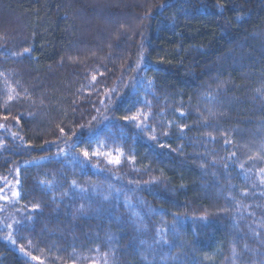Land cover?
Listing matches in <instances>:
<instances>
[{
	"label": "trees",
	"instance_id": "1",
	"mask_svg": "<svg viewBox=\"0 0 264 264\" xmlns=\"http://www.w3.org/2000/svg\"><path fill=\"white\" fill-rule=\"evenodd\" d=\"M0 7V264H264V0Z\"/></svg>",
	"mask_w": 264,
	"mask_h": 264
},
{
	"label": "snow or ice",
	"instance_id": "2",
	"mask_svg": "<svg viewBox=\"0 0 264 264\" xmlns=\"http://www.w3.org/2000/svg\"><path fill=\"white\" fill-rule=\"evenodd\" d=\"M161 7H163V5ZM29 51H30V49L25 48L24 49V53H21V54H18V55H23L25 53H28ZM139 67H140V64L138 63L137 64V68H139ZM135 70L136 69H134V71ZM3 75H4L3 73H0V76H3ZM100 75H103V73H101ZM96 82H97V75L93 74L91 76V83H90L89 87L90 88L94 87ZM151 83H152L151 81H148V86L149 87L151 86ZM6 87H7V92H8L7 101H6V104H7L8 102H12L15 99H17L19 97V93L16 92L15 88H13L11 85L7 84V82H6ZM115 93H116V89L115 88L108 89L105 92L104 98L101 99L100 103L102 105H105V111H108L109 107H110V105H108L106 102L107 101H111L112 96ZM144 104H145V106L150 107V104H148L147 101H145ZM97 111L99 112V109H97ZM180 115L183 116L184 114L180 113ZM104 118L107 119L106 116ZM150 118H151V113H145V112H140L139 114H133V115H124L122 117H119V119L124 121L125 124H127L129 122L135 123L136 127H137V129L139 131H148L149 130V126L147 124V121ZM92 119L95 121V120H97V117L94 116ZM59 131H60L61 135H63L65 133V129L63 127H61L59 129ZM151 131L153 133H155V128H152ZM164 135H168V133L165 132ZM74 136H75V134H73V137H70L69 139L70 140H74ZM151 139L156 140L157 136L154 134V135L151 136ZM229 142L230 141H226V143H229ZM79 143H86V141H80ZM77 147H78V143L77 142L66 143V146L64 148H58L57 155H62V154H64L66 152V150L71 149V148H77ZM81 154H82V156L85 159H89L91 157H99V156L103 155L102 153L95 152V151L90 152L88 149H84ZM111 155L112 154L109 153V156H111ZM233 155H235V153H233ZM73 159H74L75 163H77V164L81 163L80 161L76 160L75 157ZM108 163L118 165L120 163V158L117 156L115 159H109ZM201 167H203V165H201ZM241 167H243V165H241ZM260 173L262 174L261 182L264 183V169H260ZM17 174H19V169H17ZM41 183H45V182L41 181ZM47 183L50 185L51 181H48ZM18 185H19V181H17V186ZM72 186L76 187V182L75 181L72 182ZM80 191H86V189H80ZM0 192H3V189H0ZM246 194L247 193H244V195H246ZM19 195H20L19 191H12L11 198L18 199ZM64 195H67V193H65ZM7 199H9V197L0 195V200H7ZM105 199H107V197ZM38 207H39V205H33L34 209L38 208ZM81 209H83V205H81ZM20 223H21V221H19V220L15 221V224H20ZM7 227L11 229L13 227V225L12 224H8ZM12 242L15 243L16 241L13 240ZM164 243H167V241H164ZM20 251L21 252H25V249H24L23 246H21ZM25 254H27V253H25ZM32 259L35 260L36 257L33 256Z\"/></svg>",
	"mask_w": 264,
	"mask_h": 264
},
{
	"label": "rangeland",
	"instance_id": "3",
	"mask_svg": "<svg viewBox=\"0 0 264 264\" xmlns=\"http://www.w3.org/2000/svg\"><path fill=\"white\" fill-rule=\"evenodd\" d=\"M0 9H1V7H0ZM4 13L5 12L3 10H0V21H1L0 28L3 27L2 26L3 20H1V19H5ZM0 50H1V54L6 53L4 51V49H0ZM8 53H9V50L7 49V54ZM0 67H2V66H0ZM0 73H3L4 74L5 72L2 69H0ZM0 78H1V80L5 79L4 78V75L1 76ZM5 180H6V178L2 181V184L5 182V185H4V188H2L3 189V192H0V195L9 197V199L2 200V201L9 203V201L11 200L12 201V205H15V203L17 202L18 199H13V198H11L9 196V191H10L13 183L11 184L10 179H7L6 181ZM13 219H14V217H12V218H9V217L8 218L0 217V231L3 230V233H5L6 236H9V233L8 232H11V230H12V229H10V228L7 227L8 224H6V222L11 221Z\"/></svg>",
	"mask_w": 264,
	"mask_h": 264
}]
</instances>
